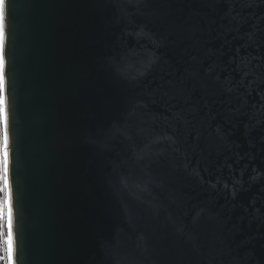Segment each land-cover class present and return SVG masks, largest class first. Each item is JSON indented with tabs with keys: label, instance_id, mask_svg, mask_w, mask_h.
<instances>
[{
	"label": "water",
	"instance_id": "water-1",
	"mask_svg": "<svg viewBox=\"0 0 264 264\" xmlns=\"http://www.w3.org/2000/svg\"><path fill=\"white\" fill-rule=\"evenodd\" d=\"M6 60L15 264H264V0H9Z\"/></svg>",
	"mask_w": 264,
	"mask_h": 264
},
{
	"label": "snow or ice",
	"instance_id": "snow-or-ice-1",
	"mask_svg": "<svg viewBox=\"0 0 264 264\" xmlns=\"http://www.w3.org/2000/svg\"><path fill=\"white\" fill-rule=\"evenodd\" d=\"M130 3H140L142 0H129ZM9 0H0V238L6 245L7 264H13V252L15 244L14 234V206L13 186L10 182V97L8 91V78L6 75V41L8 36ZM152 60H149L151 65ZM109 68L119 77H123V71L118 63L110 62ZM227 188V186H225ZM235 189V186H234ZM6 225V236L3 228ZM2 259V257H0Z\"/></svg>",
	"mask_w": 264,
	"mask_h": 264
},
{
	"label": "rangeland",
	"instance_id": "rangeland-1",
	"mask_svg": "<svg viewBox=\"0 0 264 264\" xmlns=\"http://www.w3.org/2000/svg\"><path fill=\"white\" fill-rule=\"evenodd\" d=\"M2 196H3V193L0 192V198H2ZM1 223H3V222H1ZM3 232H4L5 236H6V233H7V227H6V225L3 228ZM2 239L3 238H0V257H2V259H0V263L7 264L6 245L2 243Z\"/></svg>",
	"mask_w": 264,
	"mask_h": 264
},
{
	"label": "bare ground",
	"instance_id": "bare-ground-1",
	"mask_svg": "<svg viewBox=\"0 0 264 264\" xmlns=\"http://www.w3.org/2000/svg\"><path fill=\"white\" fill-rule=\"evenodd\" d=\"M13 264H15V252H13Z\"/></svg>",
	"mask_w": 264,
	"mask_h": 264
},
{
	"label": "trees",
	"instance_id": "trees-1",
	"mask_svg": "<svg viewBox=\"0 0 264 264\" xmlns=\"http://www.w3.org/2000/svg\"><path fill=\"white\" fill-rule=\"evenodd\" d=\"M1 223V222H0ZM0 264H2V263H0Z\"/></svg>",
	"mask_w": 264,
	"mask_h": 264
}]
</instances>
